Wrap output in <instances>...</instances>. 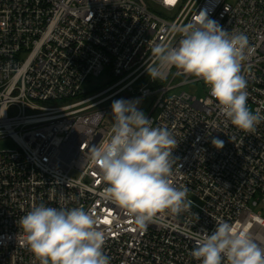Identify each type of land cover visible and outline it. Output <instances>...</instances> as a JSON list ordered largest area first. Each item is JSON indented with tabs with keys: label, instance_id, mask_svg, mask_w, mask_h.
I'll use <instances>...</instances> for the list:
<instances>
[{
	"label": "built area",
	"instance_id": "built-area-1",
	"mask_svg": "<svg viewBox=\"0 0 264 264\" xmlns=\"http://www.w3.org/2000/svg\"><path fill=\"white\" fill-rule=\"evenodd\" d=\"M201 11L247 35V106L264 117V0H0V140L17 146L0 150V264H40L19 227L40 203L93 214L110 264H200L193 237L221 220L264 246V119L253 132L240 130L208 87L202 99L170 95L202 80L189 76L174 86L175 67L155 80L146 71L157 63L152 47L176 46V29ZM103 74L114 78L110 86L84 90ZM152 96L146 117L176 139L171 181L188 189L193 206L141 230L102 198L106 185L89 148L110 138L104 104ZM213 138L224 147L216 149Z\"/></svg>",
	"mask_w": 264,
	"mask_h": 264
},
{
	"label": "clouds",
	"instance_id": "clouds-1",
	"mask_svg": "<svg viewBox=\"0 0 264 264\" xmlns=\"http://www.w3.org/2000/svg\"><path fill=\"white\" fill-rule=\"evenodd\" d=\"M176 31L181 34L176 46L161 42L152 47L157 63L147 65L149 77L163 78L162 69L175 67L202 80L231 125L253 132L264 117L247 106V80L241 73L247 35L224 30L204 11ZM138 104L114 101L110 138L92 145L89 152L106 185L102 198L125 210L138 228L146 230L166 215L191 211L193 201L187 198L186 187L171 181L176 139L166 127H153ZM211 143L218 150L224 147L217 138ZM96 225L94 215L83 208L44 203L19 219L25 243L40 264H110L104 252L105 233ZM193 239L191 255L200 264H264V246L248 230L227 221H217L211 233L204 229Z\"/></svg>",
	"mask_w": 264,
	"mask_h": 264
},
{
	"label": "rangeland",
	"instance_id": "rangeland-1",
	"mask_svg": "<svg viewBox=\"0 0 264 264\" xmlns=\"http://www.w3.org/2000/svg\"><path fill=\"white\" fill-rule=\"evenodd\" d=\"M188 77H189V75H185L182 71H180L177 74V76L173 82V85L174 86L179 85L181 82L185 81ZM113 82H114V78H111V77L107 76L106 74H103L99 78H92L89 82H87L84 85L83 88H84V90H87L89 93L93 94V93H96L98 90L103 89L104 87L110 86ZM150 88L152 90H154L157 88V86L153 85ZM182 92L189 93L198 99H202V98H205L207 95V86L204 84L203 81L193 82V83L188 84V85L183 86V87L178 86L172 93H170V95L180 94ZM156 98H158V96H156ZM124 99H125V97H123V100ZM116 100L117 99H114V100L110 101L109 103H106L103 105V107H109V112H108V115L106 118V122L111 124V125H113V123H114L111 105ZM153 101H155V97H153V96L148 97L146 99H140L139 104H138V110L143 111L146 108L148 110H150V108H151L150 105ZM144 114L146 115L145 112H144ZM16 147L17 146H16L15 142L11 138H5V139L0 140V150H13ZM255 212H260V210L255 209Z\"/></svg>",
	"mask_w": 264,
	"mask_h": 264
},
{
	"label": "trees",
	"instance_id": "trees-1",
	"mask_svg": "<svg viewBox=\"0 0 264 264\" xmlns=\"http://www.w3.org/2000/svg\"><path fill=\"white\" fill-rule=\"evenodd\" d=\"M145 83V81L144 80H141L140 82H139V86H142L143 84ZM155 86V85H154ZM103 89H100V90H98L96 93H98V92H100V91H102ZM96 93H93V94H96ZM89 94H91V93H89ZM149 110L146 108L145 110H144V112L147 114V112H148Z\"/></svg>",
	"mask_w": 264,
	"mask_h": 264
},
{
	"label": "snow or ice",
	"instance_id": "snow-or-ice-1",
	"mask_svg": "<svg viewBox=\"0 0 264 264\" xmlns=\"http://www.w3.org/2000/svg\"><path fill=\"white\" fill-rule=\"evenodd\" d=\"M168 2H170V3H171V2H173V0H168Z\"/></svg>",
	"mask_w": 264,
	"mask_h": 264
}]
</instances>
